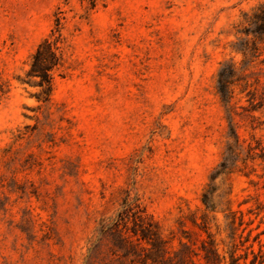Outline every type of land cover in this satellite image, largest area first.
<instances>
[{"label": "rangeland", "instance_id": "1", "mask_svg": "<svg viewBox=\"0 0 264 264\" xmlns=\"http://www.w3.org/2000/svg\"><path fill=\"white\" fill-rule=\"evenodd\" d=\"M233 258L264 264V0H0V264Z\"/></svg>", "mask_w": 264, "mask_h": 264}, {"label": "trees", "instance_id": "2", "mask_svg": "<svg viewBox=\"0 0 264 264\" xmlns=\"http://www.w3.org/2000/svg\"><path fill=\"white\" fill-rule=\"evenodd\" d=\"M61 42L59 35L56 36L53 31L51 36L43 41L32 56L28 76L40 80L39 86L46 94L45 101L48 100L51 93L53 74L62 66L61 56L59 54ZM237 262L238 259L233 258L232 264H238Z\"/></svg>", "mask_w": 264, "mask_h": 264}]
</instances>
